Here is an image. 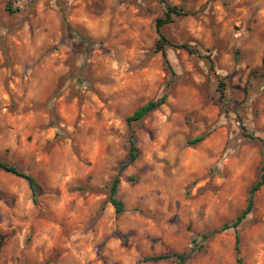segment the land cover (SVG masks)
Wrapping results in <instances>:
<instances>
[{"label": "rangeland", "instance_id": "obj_1", "mask_svg": "<svg viewBox=\"0 0 264 264\" xmlns=\"http://www.w3.org/2000/svg\"><path fill=\"white\" fill-rule=\"evenodd\" d=\"M0 0V264H175L233 225L262 175L264 0ZM187 46L189 49L185 48ZM223 90V94H221ZM167 94L133 125L127 119ZM204 136V140L194 143ZM119 177L117 214L109 201ZM187 264H264L253 211Z\"/></svg>", "mask_w": 264, "mask_h": 264}, {"label": "trees", "instance_id": "obj_2", "mask_svg": "<svg viewBox=\"0 0 264 264\" xmlns=\"http://www.w3.org/2000/svg\"><path fill=\"white\" fill-rule=\"evenodd\" d=\"M160 1L165 5L166 12H165V17L158 19L156 22V30H157L158 34L160 35V39L157 42L155 50L157 52L162 53L163 58L165 59V62L167 64L169 70L172 73V66L170 65V62H169L168 57H167V52H166L167 40L164 36H162L160 34V29L163 26H165L166 24L172 22V19L174 16L180 17V16L185 15V13L183 12L182 8L170 6L167 3V0H160ZM185 48L189 49L187 46H185ZM221 94H223V90H221ZM166 101H167V94H163L160 98L153 100V101H150L148 104L137 109L133 113V115L127 119L128 125L130 127L129 159H128L127 164H124L121 166L120 172L125 170L128 167V165L133 164L138 158V149L136 147L135 140H134L135 133L133 131V125L139 123L145 116L149 115L151 112L159 109L162 105H164L166 103ZM247 137H249L251 139H258L259 141H261L262 146L264 148V141L263 140H260L259 138H255L253 135H250V134H248ZM204 138H205L204 136H201V137L197 138L194 143L201 142L204 140ZM0 169L7 172V173L13 174L17 177H20L22 179H25L28 182V184L32 190L33 196L35 198V202H37V196L39 195V185L33 177H31L30 175L26 174L25 172L17 169L14 166L9 165L8 163H6L2 160H0ZM119 183H120V179L117 176L112 181V184H111L110 189H109V201L114 206L117 214H121L124 210L123 204L116 197ZM263 186H264V166L262 168V175H261L260 180L257 183H255L253 185V187L251 188L250 197H249L246 209L238 216L237 220L235 221V223L233 225H225V226H223L222 229H220L218 231H212L210 233L201 235L199 239L193 241V245H192L190 251L187 253L153 256V257L145 258V261L156 262V261H161V260H173L175 262V264H187V262L191 259L192 255L194 253L200 251L203 248L204 242H206L212 236H214L215 234H217L221 231L231 229V228H234L235 230H237L236 228L238 227V225L253 211L254 205H255V195L258 191H260V189ZM240 243H241L240 235L238 234V232H236L235 250H236V253L238 255L237 262H238V264H243L242 258L240 257V253H241Z\"/></svg>", "mask_w": 264, "mask_h": 264}]
</instances>
